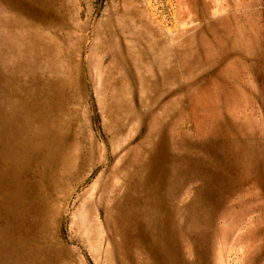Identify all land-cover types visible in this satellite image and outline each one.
Masks as SVG:
<instances>
[{
	"label": "rangeland",
	"instance_id": "rangeland-1",
	"mask_svg": "<svg viewBox=\"0 0 264 264\" xmlns=\"http://www.w3.org/2000/svg\"><path fill=\"white\" fill-rule=\"evenodd\" d=\"M0 264H264V0H0Z\"/></svg>",
	"mask_w": 264,
	"mask_h": 264
}]
</instances>
